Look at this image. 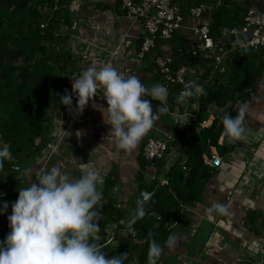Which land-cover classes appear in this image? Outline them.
<instances>
[{"label":"crops","instance_id":"0c3cea01","mask_svg":"<svg viewBox=\"0 0 264 264\" xmlns=\"http://www.w3.org/2000/svg\"><path fill=\"white\" fill-rule=\"evenodd\" d=\"M178 1L183 6L187 3V0ZM230 1L243 16L247 0ZM249 3L264 13V0H249ZM66 7L70 26H62L60 32L68 34L67 46L76 67L67 81L65 94H71V79L77 78L89 66L99 69L111 65L125 77L136 75L150 88L160 82L154 70L156 55H171L172 48L181 43H184L185 51L199 46L192 28L200 24L202 18L186 16L182 29L169 42L139 57L145 37L143 22L125 15L121 0H68ZM206 19L210 21L209 17ZM198 71L197 66L190 75L195 77ZM101 95L102 90L98 89L97 95L80 114L75 112V97L71 109L60 104L59 109L51 110L46 147L26 169L21 170L19 185L25 187L35 182L34 169L46 171L55 166L79 177L86 168L94 167L104 177L102 193L109 187L112 205L133 213V206L140 199L139 187L149 185L152 173L160 179L164 177L179 158V150L181 152L178 144L171 145L165 158L157 162L159 167L147 164L148 167L142 170L144 141L164 131L175 133L178 138L180 128H188L191 122L188 113L193 110L178 103L177 96H171L167 99L168 113L160 115L136 148L131 152L117 151L105 143L110 126L102 120L101 109L106 103ZM158 104V101H152L153 111ZM227 109L237 114L243 109L244 136L233 143L229 153L218 154L215 148H210L211 154L220 157V164L214 167L216 172L207 180L200 200L185 210L181 222L172 225L175 244L172 247L166 245L159 264H238L246 258L255 262L260 258L264 228L261 219L250 221L248 214L252 210L264 212V73L243 99L227 105ZM221 111L211 109L203 119L206 126L211 124L212 115H221ZM207 158L204 156L206 164ZM105 204L102 194L96 207L100 209ZM220 207L224 209L222 212Z\"/></svg>","mask_w":264,"mask_h":264},{"label":"trees","instance_id":"16d2710c","mask_svg":"<svg viewBox=\"0 0 264 264\" xmlns=\"http://www.w3.org/2000/svg\"><path fill=\"white\" fill-rule=\"evenodd\" d=\"M174 2L184 17L198 3L209 5L202 19L210 18L213 38L221 37L223 29L236 27L242 21L230 0H187L184 6L178 0ZM67 3L68 0H0V145H6L12 156L0 170V203L9 202V208L0 215V241L9 231L6 217L11 213V202L17 198L16 190L22 187L19 185L21 170L26 169L46 147L51 121L49 110L60 108L59 98L65 94L67 81L75 71L76 61L67 46L68 34L60 32L62 26H70ZM250 5L247 0L245 8ZM166 42L169 41L158 36L154 47ZM184 49V43L172 48L171 67L197 63L196 57L181 54ZM205 60L204 65L209 63L208 58ZM225 65L224 74L212 68V75L208 65L198 81L205 94L193 96L184 103L192 112L196 110L194 105H199L195 113L198 120H203L211 109H222L221 115H215L210 125L191 129L186 139L187 128H180L177 133L186 146L188 171L182 170L181 159L177 158L164 173L167 186H159L155 179L149 185L139 187V190L152 191L144 205L145 216L127 227L134 211L130 213L113 206L108 196L109 187H105L106 204L100 209L95 206L100 230L95 234L94 242L102 246L106 258L127 252L124 264H147L149 242L155 240L163 249L166 247L165 241L173 234L172 225L185 218V210L200 200L207 180L215 174L216 168L204 162V156L211 157L210 148L222 155L231 152L233 143H228L222 134V120L225 115H237L228 110L227 105L243 99L264 73V47L234 50ZM154 70L162 83L163 77L155 63ZM180 89V84L169 85L167 99L178 96ZM141 159L142 170L148 167L147 164H158V161L149 163L143 157ZM133 207L135 210L136 204ZM248 217L250 221L261 219L264 228V212L252 210ZM111 234L114 241L102 245ZM259 253L260 262L246 258L238 264H264V241ZM161 258L162 255L157 264Z\"/></svg>","mask_w":264,"mask_h":264},{"label":"clouds","instance_id":"9594fccd","mask_svg":"<svg viewBox=\"0 0 264 264\" xmlns=\"http://www.w3.org/2000/svg\"><path fill=\"white\" fill-rule=\"evenodd\" d=\"M98 89L102 90L106 103L101 109L102 120L110 126L105 143L117 151L135 149L160 115L169 111L168 92L162 84L146 87L136 75L125 77L111 65L99 69L87 67L71 79V94L63 95L59 102L71 109L75 97V112L80 114ZM203 94L200 85L189 81L176 100L187 104L191 97ZM153 100L159 102L155 111ZM222 125L228 143L241 140L245 133L243 109L235 117L225 115ZM11 158L8 147L0 145V170ZM32 171L35 182L16 190L17 198L11 202V213L6 217L9 231L0 241V264H124L127 252L106 258L102 246L94 242L100 230L95 207L103 194L104 177L100 172L88 167L79 177H73L66 169L62 171L55 166L46 171ZM146 202L147 198L136 201L127 227L145 216ZM8 208L9 202L0 203V215ZM175 240L174 235H169L165 244L172 247ZM163 251L159 243L150 241L147 264H157Z\"/></svg>","mask_w":264,"mask_h":264},{"label":"built area","instance_id":"2783aa9c","mask_svg":"<svg viewBox=\"0 0 264 264\" xmlns=\"http://www.w3.org/2000/svg\"><path fill=\"white\" fill-rule=\"evenodd\" d=\"M121 7L127 17L134 20L141 19L145 31V37L139 49V57H143L147 51L154 48L155 39L159 36L161 39L169 40L173 34L182 29L184 24V15H182L180 8L174 0H121ZM209 7L204 3H198L189 9V16L202 18V14ZM264 13L255 5H250L242 16L241 24L229 29H223L221 37L213 38L210 35L209 19H203L200 24L192 28V33L198 38L199 46L191 48L190 50H183L181 54H188L196 57L198 63L193 66L179 65L176 68L170 66L172 62L171 55H156L154 63L158 71L163 77L162 84L167 92L168 86L171 84H180L183 90L184 84L189 81H194L199 84L200 74L210 68L209 72L212 75L213 71L219 74H224L227 70L225 61L229 58L234 50H248L258 49L264 47ZM205 53V54H204ZM209 63L204 65L206 60ZM202 61V62H201ZM198 66V72L195 77L190 74L195 71ZM208 72V73H209ZM201 86V85H200ZM197 108L194 112L188 113L191 116V122L186 130L185 139L188 137L191 129L196 126L205 127L206 121H197ZM178 116V115H177ZM37 141V140H36ZM178 144V157L181 159V168L188 171L185 165L186 155L184 153L186 146L181 139L177 138L176 134L169 131L161 132L159 136L149 137L144 141L142 147V157L146 162H157L165 158V155L170 149L171 145ZM208 164L213 167H218L220 159L215 154H211L207 158ZM152 166V165H151ZM17 169V167H15ZM153 171V169H152ZM151 180L157 179L159 186H167L168 180L165 177L161 179L154 173L150 175ZM140 199L152 196V191L141 189L139 191ZM113 240V234L102 244L105 245ZM261 254L263 251L261 250Z\"/></svg>","mask_w":264,"mask_h":264},{"label":"rangeland","instance_id":"374dc122","mask_svg":"<svg viewBox=\"0 0 264 264\" xmlns=\"http://www.w3.org/2000/svg\"><path fill=\"white\" fill-rule=\"evenodd\" d=\"M46 12H48V11H46ZM51 112V110H49V113ZM221 114V113H220ZM213 117H215V115H212ZM216 116L218 117L219 116V114H217L216 113ZM217 156V155H216ZM217 157H219V156H217ZM219 159H220V157H219ZM1 193V192H0ZM257 262H260L261 261V259L259 258L258 260H256Z\"/></svg>","mask_w":264,"mask_h":264}]
</instances>
